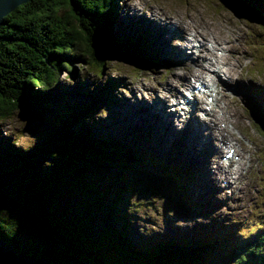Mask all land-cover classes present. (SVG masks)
Masks as SVG:
<instances>
[{
  "label": "trees",
  "instance_id": "obj_1",
  "mask_svg": "<svg viewBox=\"0 0 264 264\" xmlns=\"http://www.w3.org/2000/svg\"><path fill=\"white\" fill-rule=\"evenodd\" d=\"M112 1L30 0L3 18L4 23L0 25V120L12 117L19 110L17 101L22 106L30 103L36 112H42L43 109V115H51V120L48 121L51 131L31 150L16 147V142H11L6 136L0 140V236L14 239L15 245H22L26 242L24 233L30 230L35 232L33 227L40 226L42 230L38 228L41 231L54 237L50 242L56 249L55 255L62 257L64 254L70 262L76 264H94L96 259L92 256L91 249L95 251L96 257H104L103 254L107 255L108 250L118 251V255L108 257L105 264H218L229 254L227 250H232L229 255H234L233 264H264V230L257 238L237 242L228 237L233 236L232 225H226V228L222 226L218 233L202 224L192 228L188 233L205 231L208 235L210 246L206 248L189 243L178 233L177 237H153L148 245L133 247V238L138 244L140 242L131 232L127 233L129 211L122 201L128 203V199L124 200L123 193L129 191L138 195L137 191L142 190L156 199L157 189L162 194L157 179L150 176L142 178L140 175L145 172L139 168L134 177L142 189L131 191V184L124 180L123 167V173L116 171L113 177L121 185L116 189L113 184L101 181L94 168H89L88 162L78 154L79 148L87 149L86 152L100 151L102 148L114 150L117 155L122 153L119 160L123 162L130 158L127 154L131 152L124 144L117 142L116 137L114 141L102 137V141L88 139L93 132L87 131L84 120L93 117L94 127L96 116L99 115H96L97 110H92L90 115L84 113L91 102L75 105V94L66 95L80 92L74 90L72 84L61 93L52 90L59 83L63 68L70 78L75 76L76 61L86 62L103 72L108 64L107 60L114 59H105L97 54V47L101 53L108 46L122 53L125 47L131 46V37L120 39L114 34V15L110 12L113 10ZM74 21H78L81 29L85 30V42L81 41L82 31L77 30ZM130 36L134 37L133 34ZM100 91L105 94L107 88ZM20 92L27 97L18 99ZM8 98H12L13 102H8ZM80 99L82 100L81 97ZM55 103L58 104L54 106ZM67 108H70L73 116H69ZM259 112L261 116H255L263 121L264 111ZM115 130L118 131V127ZM261 130L264 131L262 128ZM62 133L67 135L62 136ZM53 140L60 143V148L66 155L53 150ZM86 172L94 182L88 190L83 185L86 190H81L80 193L85 197L77 196V191L71 193V189L69 194L66 193L71 184H67L68 181L77 185L81 180H88ZM95 186L105 190L96 189ZM40 202H45L47 210L58 215V222L50 214L46 215V220L43 218L38 211L41 210L38 207ZM47 219L55 222L57 228L54 229ZM33 239L34 237L28 239L32 244L27 247L34 249L38 246L37 249L40 250L51 248L42 241L33 243ZM210 248L217 251L213 258H209L204 252ZM219 251H224L225 255Z\"/></svg>",
  "mask_w": 264,
  "mask_h": 264
},
{
  "label": "rangeland",
  "instance_id": "obj_2",
  "mask_svg": "<svg viewBox=\"0 0 264 264\" xmlns=\"http://www.w3.org/2000/svg\"><path fill=\"white\" fill-rule=\"evenodd\" d=\"M260 1L262 0H232L228 4H224L220 0H113V10L110 12L114 15V34L118 35L120 32L123 36L131 37V46L125 47L122 53H118L116 51L115 53L120 54V57L123 59H129L137 65L138 63L141 64L142 69H137L135 67L136 65L127 64L119 60H107L106 63L108 64L102 72L100 69H95L94 67L87 65L86 62L76 61L74 64L75 76L70 78L66 73V69L63 68L59 83L53 86L66 90L68 89V85L72 84V87L81 88L82 92H70L66 95L75 94L77 98L76 100H73L75 105H80L86 103L87 101L91 102V106L88 107L87 112L85 111L84 113H88L90 115L93 113L92 110H97L96 115L101 116V119L104 120H98L100 117L96 116L97 122L94 127L93 117L90 120H88V118L84 120L86 121L87 131L90 130L93 132L91 137L87 135L89 140L93 141L101 138V135L96 128L97 123H100L103 126L109 125L111 127L110 124H113V122L114 124H120L121 119H130L135 123L132 130L134 138L136 137L137 140H141L142 142L149 140L151 143H156V140L145 139L146 129L149 130L150 134L160 137V135L156 133V129L152 127L154 125H152V123L151 125L148 123L149 110L146 107L147 103H144L141 108L139 106H133L132 110H139L138 113H131V106L136 99L140 101H150L153 97H156L157 99L162 98V93H160L159 89L162 86L170 84V72L175 70H179L180 72L183 71V69H179L183 63L175 59L176 49L171 46L165 47V52L168 55L165 56V53L163 52L162 37L153 30V26L158 31H163L166 28L167 33H169L171 31V25L170 27H166L161 24H155L157 19L159 22H169L168 20H172L175 23V21H177L175 15L184 18L186 13H189L190 15L198 14L199 16L203 15L205 18L209 17L212 25H215V21L217 26L220 20L230 18L228 42H233L242 52H249L247 58L244 59L245 65H249L246 68V71L250 70V75H256L258 77L246 80H236L235 84H228V77L219 72V77L221 79L219 81V88L221 90H225L226 92L228 89H232L243 96V98H241L239 95L232 93H228V95L225 96L226 101L233 99L236 102V104H233L234 108L230 106L231 110H236V107H240V109L244 112V115L247 116L239 119L240 123H247V126L245 128L239 127L238 129H235V131L233 130L236 139L234 138L232 143L229 144L235 145L234 148H229L230 145L228 144L217 145L220 149L218 153L220 158H222L223 155L224 157L226 156V151L228 149L234 151L241 150V144H248L252 146L251 161L247 168L244 166L242 169V172H246V174L241 185L235 186L233 183L230 185V182L227 183L225 180L223 181L220 179L215 171L212 160L208 161V156L214 154V151H203L202 148L197 146L193 141H190L192 144L184 143V140L183 142L180 141L182 146H180L179 143L177 150L183 151H178L181 153L183 168H185V163L187 166L190 165V167L194 168L187 155L192 157L193 155L191 154L195 153V167L197 175H191L188 173V167H186V171L184 170L182 173L180 164L177 161L176 164L179 167L172 166V170H169L168 168L161 166L158 163L157 157L154 155L150 158V153L144 157H138L132 152L131 148L134 147L133 151L135 153H139L135 148L140 144H138L135 139V142H133L132 137L129 136L131 134H126V131L121 130L120 128H118V131L114 129L116 136L115 134L112 136L116 137L117 142L121 139L122 144H124V146L131 152L130 154H127V156L130 155V158L127 159L126 162L119 160L123 154L119 152V155H117V152L114 150H102V148H100V151L86 152L88 151L87 149L85 150L83 148H79L78 154L82 156L84 161L88 162L89 168L92 166L96 171V174L101 177V181H107L106 184H113L116 189H119L121 185L119 181H114L113 177L116 171H120L122 174L123 172L121 169L123 167L125 169L124 180H127V182L131 184V191L135 192V189H142L137 184L134 177V175H137L136 170L139 168L145 172L140 175L142 178L150 176L157 179L158 187L162 191V194H159V190L157 189L156 193H158V196L156 199L147 195L142 190L137 191L138 195L129 191L123 193L124 195L122 194L124 200L128 199V203H124V201L121 200L122 203L127 206L129 211L127 217L129 231L127 233L130 234L131 232L137 241L140 242V244H138L133 238V241L131 242L133 247L137 248L142 244L148 245L149 241H152L153 237H163L166 235V237L169 238L170 234L173 232L172 230H174L176 233L186 238L189 243L206 248L210 246V242L207 240L208 235L205 234V231H200V233L195 234L188 233L193 228L192 224L198 223L199 221L201 222L199 224L202 225L215 223L217 227H220L221 225L234 226V229L231 230V234H233V236L228 237L237 242H242L245 237L247 238L245 241L252 239V237L257 238L260 232L264 230V131L261 130L260 126L257 125L253 119V121H251L250 117V110L255 113V110L252 107L253 99L257 101L259 98H264V93L258 91L260 88H258L255 83L250 86V89L248 88V85L252 83V80L257 84L259 83L258 86L263 87L264 85V60L261 61L259 58V55L262 53V50L259 48V44L262 39L258 35L257 29H245L243 26H239L240 24L236 23L237 21L235 20L237 19L241 21V23L248 22L251 24H257L250 22L247 19L256 18V16L247 13L249 17L238 18L234 15L230 8L231 6L241 11H243V9H251L262 15L258 9ZM151 7H155L157 11L163 14L157 17L160 13H156L154 10L149 9ZM257 12L255 13L257 14ZM262 17H264V15H262ZM193 21L194 26L197 29H200V31L204 29L205 25L203 22L200 21L199 23V21L194 18ZM74 22L75 25H77V30L82 31L81 41L85 42V30L81 29V25L78 21ZM191 29L193 32H188L187 34L191 38L195 39L196 44L200 41L202 42L201 37L198 39L194 37V34H198L199 30L195 31L193 26H191ZM129 31L134 32L136 35H134V37L130 36ZM206 33L208 34V32ZM239 33H242L240 41L236 39V36ZM177 36H180L181 41H183L182 45L186 42L190 45V42L186 41L182 35L176 33V35L172 36L171 43L173 46H180V40L179 44L176 43ZM223 37L224 36L216 35V38L220 40L223 39ZM206 40H209L207 45L211 49L213 45H215V38L209 35L206 37ZM135 41L137 43H135ZM196 46L197 45L189 46L190 48H187L188 54L194 58L199 57L205 60L208 59V57L206 58L199 55L200 50H198ZM234 54L235 57H232V59H239L236 56V53ZM85 58L89 59L87 56ZM208 84L216 89V87L212 85L211 81H209ZM198 86L202 87V85L197 82L196 78L191 75L183 76L182 85L174 86V99L167 100L165 103L167 104V107L171 108L173 113L177 114L174 117L175 122L181 115L183 116L182 119H184L189 112V106L185 103V100H189L191 103L195 101L198 94V99L200 100L202 98L201 91L197 89ZM211 86L208 90H212ZM104 87H106L108 91L103 95L100 90H104ZM35 90L38 89L36 88ZM203 90L206 91L204 88ZM217 90L218 89H216V91ZM98 91L102 94H99ZM99 96L104 97L97 101L96 97ZM178 96H180L182 101L179 102L176 100V97ZM80 97L84 101H82ZM131 97H133V99H129ZM210 99H212V97L209 96L204 99V105L208 109L213 106ZM7 101L12 103L13 99L8 98ZM117 101L118 103L116 104ZM172 101H175L174 104ZM57 104L58 103H55L54 106ZM115 104L118 105V107H116ZM196 105L197 106L194 108V114L192 115L193 122L198 121L200 123L204 122L203 124H208L206 108L201 107L202 104H200V102H197ZM104 108L109 111V116L107 117H104V113L102 112ZM40 112H37V115L39 116L41 128L39 129V132L33 136L29 133L23 132L26 126L25 123L27 122L25 121L26 117L30 116L28 112L19 109L15 111L12 117L0 120V140H3L6 136L10 138L11 142H16V147L21 148L22 150L27 148L28 150H31V148L35 147L36 143L40 142L44 135H47L51 131V128H48V121L51 120V115H43V109L42 112ZM67 112H69V116H73L70 112V108H67ZM118 115L123 117L118 118ZM34 118L36 117H32V119ZM171 118H173V116ZM159 120L160 119L158 118V121ZM78 122L79 119H77L76 124H78ZM177 122L179 123V120ZM185 124L186 122H183V125ZM190 125L191 124L188 123L187 126L190 128ZM222 125H226V123H222ZM229 127L231 128L230 124ZM165 128L167 131L168 129H173V123L169 122L168 124H165ZM78 129H80V127H78ZM101 129L103 130V128ZM208 129V125H205L203 128V130L207 132L205 133L206 135L209 134ZM247 134H249L252 138L254 144H251L249 138L246 136ZM65 135L67 134L62 133V136ZM171 138L176 141L174 137ZM182 138H184V136H182ZM106 139L109 138L106 137ZM53 141H55L53 144V150L58 154L64 153L60 148V143L56 140ZM211 141L214 144V138H211ZM130 142L135 143V145L132 146L131 144L130 146ZM212 143L209 145L213 146ZM163 144L165 145V143ZM188 146L192 147L193 151H189ZM150 150L154 152L152 149ZM64 154H66V152ZM237 158L238 156L235 151L233 159L236 160ZM111 160L114 161L110 162ZM204 162L207 163V167ZM177 168L179 169V172H181V178H178L179 181L182 183L183 178L186 186V182L188 183L187 180H189V188L191 192H194V188L190 185L192 183L195 186L197 196H202L201 198H195L194 194H192L189 189H185L183 185L179 186L177 184V177H180V175L175 178V182H169L168 174H177ZM205 168H207V171L204 170ZM88 171L91 170L89 169ZM86 175L88 180L84 182L86 185H91V183L94 182L91 180L93 178H90L87 172ZM190 178L194 182H192V180L190 181ZM221 182H225V186L218 191L217 198L214 201L215 205H217L218 217L217 219H212L202 213V209L198 208L199 204L197 202L200 201V199H202L203 202L205 201L204 209L205 212H207L208 207L213 205V203L206 201L208 200L206 199L208 198L207 194L212 195L214 189L218 187ZM69 183H71L69 185L70 189L75 190V192L77 191V196L81 195L82 197H85L82 193H80L81 190H86L81 182L77 185L72 181L67 182V184ZM96 189L99 188L96 187ZM78 190L80 191L78 192ZM104 190L105 189L103 188L102 191ZM179 194L183 195L184 199L187 201L183 202ZM170 198L171 200H169ZM221 208L223 209L222 212ZM256 216H258L257 219ZM180 228L183 229L181 230ZM184 229H187V232ZM241 232L244 234L241 235ZM183 233L186 235H183ZM239 235L242 237H239ZM231 251L232 250H227L229 254ZM204 252L209 258H213L214 254L217 253L216 249L212 248L205 250ZM219 252L225 255L224 251ZM229 254L227 257H223L218 264H233L234 255Z\"/></svg>",
  "mask_w": 264,
  "mask_h": 264
},
{
  "label": "bare ground",
  "instance_id": "obj_3",
  "mask_svg": "<svg viewBox=\"0 0 264 264\" xmlns=\"http://www.w3.org/2000/svg\"><path fill=\"white\" fill-rule=\"evenodd\" d=\"M149 9L154 10L156 13H160L159 15H157V17L160 16L161 14H163V13L157 11V9L155 7H151ZM262 14H264V13L262 12ZM175 17L177 18V21H175V23L172 20H168L169 22H159L157 19L155 21V24H161V25H164L166 27H170V25H171V27H170L171 31L169 33H167L166 28L163 31H158L153 26V30L157 34H160L162 37L163 52L165 53V56H168L165 52V47L171 46V47L176 49L175 50V53H176L175 59H177L179 62L183 63L181 68H179V69H183V71L180 72L179 70L178 71L175 70V71L170 72L171 73L170 79H169L170 84L168 83L169 85L162 86L159 89L160 93H162V98L157 99L156 97H153L149 102L139 101L135 98L136 100L131 106V113H138L139 112V110L133 111L132 110L133 106H139L141 108V106L144 103H147L146 107L149 110L148 123H150V125H151V123H152V125H154L152 127L154 129H156V133L158 135H160V137H156L153 134H150L149 130L146 129L145 139L163 141L169 147H172L176 152L179 151V150H177V146H179L178 144L180 143V141L183 142V140H184V143H191L190 141H193L197 146H200L203 151H212L213 150L214 154L208 156V161L212 160V163L215 167V171L217 172L218 177L220 179H222L223 181L225 180L227 183L230 182V185H232L231 183H233L235 186H239V185H241L242 181L244 180V176L246 174V172L245 173L242 172V169L244 168V166H246V168H247L248 164L251 161V157H252L251 147L252 146L248 145V144H241V146H242L241 150H235L238 158L236 160L232 158L229 161V163L227 162V160L223 162V157L220 158L218 156V153L220 150L218 146L221 144L222 145L228 144V145H230L229 148H234L235 145L229 144V143H232V140L235 138L233 130L235 131V129H238L239 127L245 128L247 126V123L242 124L239 122V119L241 117H247V116L244 115V112L240 109V107H236L235 108L236 110H234V109L231 110L230 106L234 108L233 104L234 103L236 104V102L233 99L229 100V101L225 100V96L228 95V92L221 90L219 88V81L221 80L219 77V72L223 73L225 76L228 77V81H227L228 84H235L236 79L237 80H246L249 78L258 77L256 75H250L249 74L250 70L246 71V68L249 65H245L244 59L247 58L249 52H247V53L242 52V51H240L239 48H237L235 46V44L233 42H230V43L228 42V38H229L228 31L230 28V24H229L230 18H225L224 20H220L219 24L216 26L214 19H213V21H214L215 25H212L210 18L209 17L205 18L203 15L202 16H199L198 14L190 15L189 13H186V16L184 18L178 17V15L177 16L175 15ZM193 18L195 20L199 21V23H200V21L203 22L205 25L204 29H202L201 31H200V29H197L194 26ZM236 23H238V22H236ZM191 26H193L195 31L199 30L198 34H194V37H196L197 39L199 37H201L202 42L200 41L198 44H196L195 39L191 38L187 34L188 32H190V33L193 32L191 29ZM239 26H241V25H239ZM175 32L179 35H182L186 41L190 42V45H188L187 42L184 45H182L183 41H181L180 36H177L176 43L179 44V40H180V46L179 47L173 46L171 41H172V36L176 35ZM206 32H208V34ZM214 32H216V33H214ZM209 35L215 38V45H213V47L211 49L207 45V42H209V40L208 41L206 40V37ZM216 35L224 36V37H223V39L220 40V39L216 38ZM241 35H242V33H239L236 36V39L238 41L241 40ZM118 36L120 39H122V38L123 39H127V38L129 39L130 38V37L123 36L122 34H120V32H119ZM191 39H192V41H191ZM191 45H193V46L197 45L196 47L198 48V50H200L199 55L206 57V58L208 57V59H206L208 62L205 59H201L199 57L194 58V57L190 56L187 52V48H190L189 46H191ZM234 53H236V56L239 59H232V57H235ZM248 64H250V63H248ZM189 75L196 78L197 82H199L202 85V87H204V89H206V91L201 94L202 98L200 100L197 97L199 95L198 94L196 96L195 101H193L191 103L186 102V104H188V106H189V112L186 116V120L184 121V122H186V124L181 125V122L183 121V119H182L183 116L181 115L180 117H178L176 122H175L174 117L177 114L173 113L171 111V108L167 107V104L165 102L167 100H173L174 99V90H175L174 86L182 85L183 76H189ZM209 81H211L212 85H214L216 87V89H218L217 91H216V89H214V87H212L211 85L208 84ZM253 83H255L257 85V87L260 88L258 90L259 92L264 93V85H263V87L258 86L259 83L257 84L253 80H252V83H250L248 85L249 89H250L251 85H254ZM210 86H211L212 90H208V88ZM73 89L76 91L82 92L81 88H79V87H73ZM105 89H106V87H104V90ZM52 90L56 91V92L58 91L59 93H61V91H64L63 88H56V87H52ZM100 94H102V93H100ZM96 95H98V94H96ZM103 95H104V93H103ZM208 96L212 97V103H213V106L210 109L206 108L204 105L205 104L204 99H206ZM103 97L104 96L96 97V100L98 101L99 99H101ZM129 99H133V97H131ZM176 100H178L179 102L182 101V99H180V96L176 97ZM174 102L175 101H172L173 104H174ZM197 102H200V104H202L201 107L206 108V112H207V116H208V124H203L204 122L200 123L198 121L193 122L192 115L194 114V108H195V106H197L196 105ZM116 107H118V105H116ZM102 112L104 113V117L109 116L108 109L104 108L102 110ZM153 115H154V118H153ZM172 116H173V118H171ZM98 117H100L101 121H104L101 119V116H98ZM119 117L122 118L123 116L118 115V118ZM158 118L160 119L159 121H158ZM178 120H179V123L177 122ZM169 122L173 123V129L174 130L168 129V131H167V129L165 128V124H168ZM188 123L191 124L190 128L187 126ZM222 123H226V125H222ZM229 124L231 125V128L229 127ZM205 125L209 126V129H208L209 134L208 135H206L205 133H207V132L203 130ZM100 127L103 128V130ZM96 128L98 129L99 134L101 135V137L103 139L108 137L114 141L115 137L112 135L115 134L114 133L115 127H110L109 125L103 126L100 123H97ZM126 134H129V133L126 131ZM121 135H123V134H121ZM170 136L174 137L176 139V141H174ZM182 136H184V138H182ZM246 136L249 138L251 144H254V141H252V138L249 136V134H247ZM211 138H214V144L212 143ZM119 140H120L119 143L122 144L121 139H119ZM132 140H133V142H135L133 138H132ZM100 141H102V140L100 139ZM133 142H130V146H131V144H132V146L135 145V143H133ZM137 143L139 144L138 141H137ZM210 143H212L213 146H210L209 145ZM181 144L182 143H180V146H182ZM142 146L139 145L138 147L135 148L139 152V153H136V155L140 158L148 155L149 152L146 151L147 148L154 149L155 143H151L149 140H145V141H143ZM133 148H131V150L133 153H135L133 151ZM188 149H189V151H193L192 147H189ZM228 150L230 151V149H228ZM228 150L226 152H228ZM191 155H193V156L189 157L187 155V157L191 161V164H192V166H194V168L188 166V173H190L191 175L192 174L197 175L196 167H195V165H196L195 153H192ZM233 157H234V155H233ZM246 161H247V163H246ZM204 163L207 167V163L206 162H204ZM169 164H170L169 170H172V166L173 167H179L176 164V161H174V162L170 161ZM226 165H227V168H226ZM204 170L207 171V168H205ZM185 171H186V169H185ZM173 175H175L176 177L181 175V172H179L178 168H177V174H173ZM210 179H211V177H210ZM191 180L192 179L190 178V181ZM192 182H194V181L192 180ZM177 184L179 186L183 185L179 181L178 177H177ZM190 185H191V187L194 188L193 193L195 194V198H201L202 196H200V197L197 196L195 186L192 183ZM204 205H205V202L202 204V209H203V213H206L205 209H204ZM221 226L224 227V225H221ZM180 229L182 230L183 228H180ZM184 230L187 232V229H184ZM172 231L173 232L170 234V237H177L178 235H177L176 231H174V230H172ZM183 235H186V234L183 233Z\"/></svg>",
  "mask_w": 264,
  "mask_h": 264
},
{
  "label": "water",
  "instance_id": "obj_4",
  "mask_svg": "<svg viewBox=\"0 0 264 264\" xmlns=\"http://www.w3.org/2000/svg\"><path fill=\"white\" fill-rule=\"evenodd\" d=\"M30 0H0V25H3V18H5L7 15H9L13 10L17 9L19 6L26 4L27 2H29ZM221 2H223L224 4H228L230 1L232 0H220ZM262 7L261 10H259L261 13H264V2L262 3ZM231 10L233 11L234 15L237 16L238 18H244V17H249L247 15L251 14L253 16H256V18H247L250 22L253 23H257V24H251L248 22L245 23H241V21L235 19L238 23H240L241 26H243L245 29H257L258 30V35L260 36V38L262 39V41L259 44V48L262 50V53L259 55V58L261 59V61L264 60V17L263 19L261 18L262 15L264 14H260L259 12H257V14L251 10V9H243V11L233 8L231 7ZM97 54H101L105 59H114V60H119L122 61L124 63L127 64H132V65H136L139 67H142L141 64L138 63L135 64L133 63L131 60L129 59H123L122 57H120V54L115 53L114 47L112 46H108L107 49H105L102 53L99 47H97ZM19 97L18 99H23L27 96H25L22 92L19 93ZM19 104V109L28 112L30 114L29 117H26L27 121L25 123V128H24V132L29 133L31 136L37 134L39 132V129L41 128V124L39 121V116L37 115V112L35 109H33V107L30 105V103L28 105H21L22 103H20V101H17ZM20 117V116H18ZM32 117H36L34 119H32ZM254 122L259 125L263 130H264V121H261L259 119L254 118L253 119ZM252 120V121H253ZM90 142V141H89ZM169 153H168V157L166 156L167 154L165 153V157L164 154L163 155H158L159 158L158 159V163L165 167L168 168L170 167L169 162L170 161H179L178 158V153L173 149V148H168ZM66 155V154H63ZM153 156L150 155V158H152ZM156 157V156H155ZM84 172V171H83ZM86 174V173H85ZM172 176V175H171ZM169 182L173 183L175 182V178L174 177H168ZM84 181L87 180H81L80 182L82 183V185H84L87 190L89 189V187L91 185H86V183ZM54 192V188L50 187ZM50 188H48V190L50 191ZM68 189V188H67ZM75 190H72L71 193H73ZM95 192H97L96 189H94ZM58 192V191H57ZM99 192V191H98ZM66 193H70V188L66 191ZM72 196V195H71ZM100 197L97 199V201H99ZM38 207L41 209L38 211L40 212V214L43 216V218L45 219L46 215L50 214L51 216H53V218L56 219V221L58 222V215L54 212V211H48L47 210V204L45 202H40L38 204ZM223 209H221L222 211ZM32 213V212H31ZM35 214V213H32ZM38 214V215H40ZM179 214V213H178ZM89 219V218H88ZM46 220V219H45ZM47 221L53 226V228H57L55 222L49 221L47 219ZM46 221V222H47ZM40 228V226H38ZM38 227L34 226L33 229L35 230V232L33 230H30L28 233H24V239H25V243L20 245V244H16L15 245V240L12 239H8L4 236H0V264H76L73 262H70L66 256L63 254L62 257H57L55 255L56 249L55 247H52V242L54 237H52L50 234H46L43 231H41ZM59 235V232L57 233ZM31 237H34L33 239V243H38L40 241L45 242V244L49 245L51 248H44L43 250L41 249H37L38 246L34 249L32 247H27L28 245H31L32 242H30L28 239H30ZM78 240H80V238L77 236ZM119 239V238H118ZM120 242H122V239H119ZM48 248V249H47ZM166 248V246H165ZM94 259H96L94 264H105L108 257L109 258H114L115 256L118 255V251L116 250H108V254H103L104 257H102L101 255H99L98 257L95 256V251L93 249H91ZM57 257H55V256ZM60 258V259H58ZM64 258V260H63Z\"/></svg>",
  "mask_w": 264,
  "mask_h": 264
},
{
  "label": "clouds",
  "instance_id": "obj_5",
  "mask_svg": "<svg viewBox=\"0 0 264 264\" xmlns=\"http://www.w3.org/2000/svg\"><path fill=\"white\" fill-rule=\"evenodd\" d=\"M260 3H263V0L262 1H260ZM231 17V16H230ZM233 18V17H232ZM262 19H263V17H261ZM107 103V102H106ZM259 120H261V119H259ZM264 121V120H263ZM114 123V122H113ZM122 124V122L120 123V124H116V125H118V126H120ZM112 127H113V124H112ZM158 144V142H156L155 143V148H154V153H157L158 155H163V153H162V150L161 151H157L156 149H157V147L158 146H156ZM180 151V150H179ZM177 153L179 154V152L177 151ZM178 158L179 159H181V156L180 155H178ZM175 181V180H174Z\"/></svg>",
  "mask_w": 264,
  "mask_h": 264
}]
</instances>
